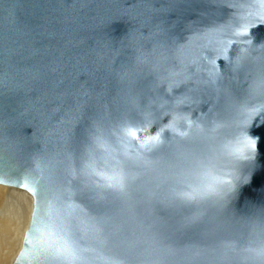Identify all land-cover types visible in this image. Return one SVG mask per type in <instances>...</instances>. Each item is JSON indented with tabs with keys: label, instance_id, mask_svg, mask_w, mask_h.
Instances as JSON below:
<instances>
[{
	"label": "water",
	"instance_id": "water-1",
	"mask_svg": "<svg viewBox=\"0 0 264 264\" xmlns=\"http://www.w3.org/2000/svg\"><path fill=\"white\" fill-rule=\"evenodd\" d=\"M138 7L140 0H0V110L14 121L0 147V185L32 197L12 264H258L245 249L264 240V119L253 113L246 128L258 138L244 152L251 161L235 148L254 80L244 69L264 53V0H150L143 22L132 15ZM101 41L123 50L116 69L143 57L133 99L110 77L103 101L77 119L23 87L19 76L29 74L54 86L59 57L67 69L69 57H94ZM28 98L45 104L46 115L29 111ZM123 117L152 123L129 143L121 141ZM155 135L159 142L140 147ZM174 141L192 158L138 170L134 213L121 216L120 193L106 177ZM109 226L121 228L123 247L107 239ZM65 242L74 259L56 257Z\"/></svg>",
	"mask_w": 264,
	"mask_h": 264
},
{
	"label": "snow or ice",
	"instance_id": "snow-or-ice-1",
	"mask_svg": "<svg viewBox=\"0 0 264 264\" xmlns=\"http://www.w3.org/2000/svg\"><path fill=\"white\" fill-rule=\"evenodd\" d=\"M141 7L136 8L132 15L137 20L143 22L146 12L151 11L150 0H140ZM264 22V21H262ZM101 45H103L101 47ZM3 47V41L0 40V48ZM129 47H135L139 50V45L133 40L129 44ZM98 48L100 49L94 57H88L81 54L79 57H69L67 60V69L65 68V60L63 57L58 58V67L56 71L58 73L55 85L49 88L48 80L43 76L36 74H29L28 77L19 76V79L24 81L23 87L41 93L45 104H56L61 108H66L70 113H76L77 119L83 114L84 110L91 108L93 105H99L106 94V86L104 81H107L110 77H118L128 99H133L132 90L136 84L137 79L144 72V59L142 56L137 57L135 64H124L121 62V67L116 69L113 67L115 60L114 57L123 54V50H114L111 46L101 42H98ZM240 65L237 63V70ZM245 71L254 76L252 87L249 90L248 104H252L251 111H247L248 104H245L244 109L241 110V116L243 119L237 123V129L239 130V138L237 140V147L235 152L239 154L241 159H247L251 161V156H245V150L252 151L257 148V142L246 134V128L249 121L252 119V114L261 119H264V53L256 57L252 65H246ZM0 72H3L2 60H0ZM87 73L89 80L81 82L78 76ZM7 85V81L0 78V98L3 97V87ZM97 85H100V89L97 90ZM231 98V97H229ZM182 102V101H181ZM254 102V103H253ZM45 104H41L39 107L34 104L31 98H28L26 107L29 111H36L40 115L44 116L47 113ZM14 123L12 120H5L2 110H0V147H4L8 142V133L6 129L10 130V126ZM152 121H137L134 118L123 117L122 128L119 129L123 133L121 135V141L130 138L128 141H139L142 139L141 134L148 131V125ZM175 123V121L173 122ZM173 127V125H169ZM203 134L200 130L193 137H189V140L198 138ZM180 136L187 137V132H181ZM159 142V135L149 136L144 139L140 144L141 148L149 144ZM152 151L151 148L148 149ZM193 151L182 141L170 142L166 148H159L153 157H142L140 154H136L130 157L126 161V167L128 172L123 170L119 173H114L110 177H106L111 183L109 187L116 189L120 193L121 202V216L130 217L134 213L135 198L134 194L137 189L131 183L136 179L135 173L140 169L155 170L162 165L170 164L174 161H188L192 158ZM26 187V185H21ZM210 191L216 192L214 187L209 188ZM87 196V192L83 193ZM218 194V193H217ZM101 223H107L101 221ZM107 239L110 243L116 247H123L127 241L120 227L109 226L106 228ZM262 235H264V229H262ZM227 248L230 251H235L233 245H228ZM250 255V259H259L264 264V240L261 241L258 247H247L245 249ZM59 259H74V251L72 242H65L55 253Z\"/></svg>",
	"mask_w": 264,
	"mask_h": 264
},
{
	"label": "bare ground",
	"instance_id": "bare-ground-1",
	"mask_svg": "<svg viewBox=\"0 0 264 264\" xmlns=\"http://www.w3.org/2000/svg\"><path fill=\"white\" fill-rule=\"evenodd\" d=\"M0 187L12 190L4 192L0 189V264H12L29 223L32 199L20 193L26 191L3 185Z\"/></svg>",
	"mask_w": 264,
	"mask_h": 264
},
{
	"label": "rangeland",
	"instance_id": "rangeland-1",
	"mask_svg": "<svg viewBox=\"0 0 264 264\" xmlns=\"http://www.w3.org/2000/svg\"><path fill=\"white\" fill-rule=\"evenodd\" d=\"M1 190H4L5 191H12L11 189H8V188H4V187H0ZM13 191H16V190H13ZM16 192H20V191H16ZM20 193H23V194H26L28 197H30L32 199V197L30 195H28L27 193H24V192H20Z\"/></svg>",
	"mask_w": 264,
	"mask_h": 264
},
{
	"label": "clouds",
	"instance_id": "clouds-1",
	"mask_svg": "<svg viewBox=\"0 0 264 264\" xmlns=\"http://www.w3.org/2000/svg\"><path fill=\"white\" fill-rule=\"evenodd\" d=\"M256 142H258V138L255 139ZM258 261V264H262V262L259 259H256Z\"/></svg>",
	"mask_w": 264,
	"mask_h": 264
}]
</instances>
